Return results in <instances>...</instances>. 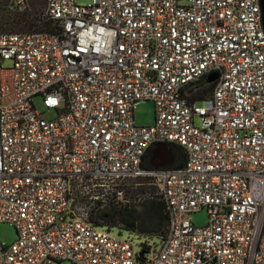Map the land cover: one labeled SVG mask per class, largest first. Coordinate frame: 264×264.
<instances>
[{
  "label": "built area",
  "instance_id": "2783aa9c",
  "mask_svg": "<svg viewBox=\"0 0 264 264\" xmlns=\"http://www.w3.org/2000/svg\"><path fill=\"white\" fill-rule=\"evenodd\" d=\"M39 21L0 32V224L18 234L0 264H264L259 0H45ZM146 101L155 122L138 126ZM159 144L183 166L153 167ZM140 180L167 226L136 252L93 214Z\"/></svg>",
  "mask_w": 264,
  "mask_h": 264
},
{
  "label": "rangeland",
  "instance_id": "374dc122",
  "mask_svg": "<svg viewBox=\"0 0 264 264\" xmlns=\"http://www.w3.org/2000/svg\"><path fill=\"white\" fill-rule=\"evenodd\" d=\"M88 0H76L77 3H86ZM45 0H0V32H27L46 27L39 20L43 12ZM5 65H9L6 63ZM199 104V101H197ZM34 107L42 116L47 119H53L56 116L54 110L44 106L41 96L33 98ZM134 120L138 126H150L155 122V105L152 101H146L137 105L134 109ZM131 203L127 207H121L117 211H136L142 213L143 202L154 200L162 202L157 189L149 184V181L140 180L138 185H131L128 191ZM97 211H94V216ZM207 210L201 209L191 214V221L196 226H203L207 223ZM114 235L121 236L124 239L132 241L133 248L139 252L145 246L157 248L162 233L156 234H138L123 228L121 223H116L115 227L110 229ZM18 238L14 226L9 223L0 224V241L5 245H11Z\"/></svg>",
  "mask_w": 264,
  "mask_h": 264
},
{
  "label": "trees",
  "instance_id": "16d2710c",
  "mask_svg": "<svg viewBox=\"0 0 264 264\" xmlns=\"http://www.w3.org/2000/svg\"><path fill=\"white\" fill-rule=\"evenodd\" d=\"M173 154V163L170 167H181L186 161L185 153L182 148L176 145H170ZM151 158V152L148 153ZM143 212L136 211H117L116 209H100L94 216L95 222L100 220L104 225L112 227L116 223H121L123 228L138 234H156L164 235L167 226V217L164 213V205L162 202L147 200L142 204Z\"/></svg>",
  "mask_w": 264,
  "mask_h": 264
},
{
  "label": "water",
  "instance_id": "95a60500",
  "mask_svg": "<svg viewBox=\"0 0 264 264\" xmlns=\"http://www.w3.org/2000/svg\"><path fill=\"white\" fill-rule=\"evenodd\" d=\"M261 8L262 27H264V0H259ZM217 77L216 74H212L208 77V81L211 82ZM173 154L170 148L166 144L157 145L151 152V165L153 167L170 166L173 163ZM156 161H161L160 164H156Z\"/></svg>",
  "mask_w": 264,
  "mask_h": 264
},
{
  "label": "flooded vegetation",
  "instance_id": "af4514ba",
  "mask_svg": "<svg viewBox=\"0 0 264 264\" xmlns=\"http://www.w3.org/2000/svg\"><path fill=\"white\" fill-rule=\"evenodd\" d=\"M168 148H170V145H166ZM152 152V151H151ZM161 161H156V164H160Z\"/></svg>",
  "mask_w": 264,
  "mask_h": 264
}]
</instances>
